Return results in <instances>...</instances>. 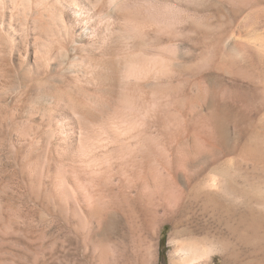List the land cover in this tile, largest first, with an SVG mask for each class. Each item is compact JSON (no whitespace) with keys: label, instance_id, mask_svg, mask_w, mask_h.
<instances>
[{"label":"rangeland","instance_id":"obj_1","mask_svg":"<svg viewBox=\"0 0 264 264\" xmlns=\"http://www.w3.org/2000/svg\"><path fill=\"white\" fill-rule=\"evenodd\" d=\"M262 97L264 0H0V264H173L184 242L220 240L198 264H264L249 229L264 221L238 229L176 194L175 229L116 212L119 157L131 199L161 207L170 190L148 186L139 151L177 146L210 101Z\"/></svg>","mask_w":264,"mask_h":264},{"label":"bare ground","instance_id":"obj_2","mask_svg":"<svg viewBox=\"0 0 264 264\" xmlns=\"http://www.w3.org/2000/svg\"><path fill=\"white\" fill-rule=\"evenodd\" d=\"M81 35H86L85 29L80 37ZM74 45H71V51ZM194 103H197V99L189 97L178 107L183 112L187 105H194ZM206 109L207 113L203 116V121L184 122L182 133L177 138V146H173L171 150L167 151L148 142L149 144L139 151L141 168L144 170V178L148 186L151 188L153 184H157L156 180L161 179L170 190V193L166 194L168 196H162L163 206L155 209L146 206V204H152L156 197V192L152 193V191L146 192L147 194L141 199L144 204L137 201V205V202L131 199L129 194L133 191V185L130 179L123 178L122 162L121 158H118L116 212L119 216H125L124 209L127 206L130 216L140 210L144 214H151L156 223L171 224L174 229L178 228L180 219L173 216L174 210L171 207V194H176L178 199L188 200L191 205L194 204L193 202L196 204L200 201L204 202L205 208L209 207L214 212L224 214L237 225L236 228L243 227L248 219L254 223L264 221V177L255 178L245 175L246 172L243 173L245 170L247 172L252 170L254 173L261 172L264 175V165H262L264 138L258 131L264 119V98L248 100L245 108L239 104L210 101ZM199 127H201V133L195 134ZM241 150H243L242 154L237 155ZM232 158L239 159L238 167L227 163ZM187 206L188 203L182 212H185ZM255 226L249 228L254 237L264 231L260 225ZM227 239H223L224 242H228ZM224 244H227L228 248L231 246L228 243ZM224 244L220 240L209 247H200L196 243L184 242L178 250V261L173 260V264H198L212 261L214 253L219 252L220 248L222 250ZM226 247L224 246V249ZM100 258V264H126L116 261L112 263L105 257Z\"/></svg>","mask_w":264,"mask_h":264},{"label":"trees","instance_id":"obj_3","mask_svg":"<svg viewBox=\"0 0 264 264\" xmlns=\"http://www.w3.org/2000/svg\"><path fill=\"white\" fill-rule=\"evenodd\" d=\"M161 244H162V245L164 244V239L161 240Z\"/></svg>","mask_w":264,"mask_h":264}]
</instances>
